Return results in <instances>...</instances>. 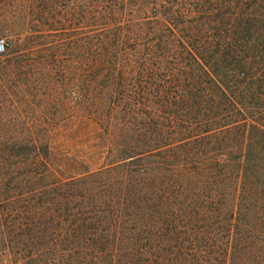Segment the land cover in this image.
<instances>
[{
    "label": "trees",
    "instance_id": "trees-1",
    "mask_svg": "<svg viewBox=\"0 0 264 264\" xmlns=\"http://www.w3.org/2000/svg\"><path fill=\"white\" fill-rule=\"evenodd\" d=\"M95 1L73 44L120 158L58 179L0 149L7 264H264V0Z\"/></svg>",
    "mask_w": 264,
    "mask_h": 264
},
{
    "label": "rangeland",
    "instance_id": "rangeland-1",
    "mask_svg": "<svg viewBox=\"0 0 264 264\" xmlns=\"http://www.w3.org/2000/svg\"><path fill=\"white\" fill-rule=\"evenodd\" d=\"M97 5L95 0H0V38L8 43L0 54V149L48 146L45 162L58 179L106 167L124 146L122 122L104 108L96 111L97 85L88 76L92 50L73 44L94 34ZM9 259L0 246V264Z\"/></svg>",
    "mask_w": 264,
    "mask_h": 264
},
{
    "label": "built area",
    "instance_id": "built-area-1",
    "mask_svg": "<svg viewBox=\"0 0 264 264\" xmlns=\"http://www.w3.org/2000/svg\"><path fill=\"white\" fill-rule=\"evenodd\" d=\"M5 48H6V42L4 39L0 38V54L5 52Z\"/></svg>",
    "mask_w": 264,
    "mask_h": 264
}]
</instances>
